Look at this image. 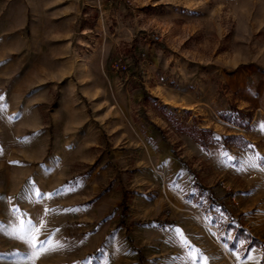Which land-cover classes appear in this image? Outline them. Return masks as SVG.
Here are the masks:
<instances>
[{"label": "rangeland", "instance_id": "obj_1", "mask_svg": "<svg viewBox=\"0 0 264 264\" xmlns=\"http://www.w3.org/2000/svg\"><path fill=\"white\" fill-rule=\"evenodd\" d=\"M74 1L57 44V0H0V144L49 147L0 159V264H31L21 221L64 245L35 264H264V0Z\"/></svg>", "mask_w": 264, "mask_h": 264}, {"label": "crops", "instance_id": "obj_2", "mask_svg": "<svg viewBox=\"0 0 264 264\" xmlns=\"http://www.w3.org/2000/svg\"><path fill=\"white\" fill-rule=\"evenodd\" d=\"M79 6L74 0H57V44L60 43V40L66 39L70 37V30L68 29V26L70 24V16L72 12L77 11ZM70 20V21H69ZM64 54V50L62 46L57 45V57L60 55ZM63 59L57 58V71L58 70H63L65 69L64 66H67L68 62H62ZM64 63V64H63ZM64 65V66H63ZM81 67H83L82 64H80ZM79 65L75 69H77V72L83 71L84 67L81 68ZM92 66V65H91ZM69 68V67H67ZM67 71V70H66ZM248 71V70H247ZM61 72V71H60ZM249 72V71H248ZM65 74V73H64ZM64 74H57V98H86L84 95L82 97H79L78 94L76 93V88H71L70 84L63 82V85L60 84L59 82L61 81L60 78ZM243 73L237 74L235 77L236 79L240 77H243ZM78 76H81V73H79ZM86 76V75H85ZM247 76V73L244 75V77ZM62 79V78H61ZM86 79H88V75L86 76ZM65 80V79H62ZM237 81V80H236ZM90 84V82L88 83ZM45 92L48 93V87L44 88ZM88 90V89H87ZM85 90V91H87ZM90 92V90H88ZM43 98H51L48 95H44ZM73 129V128H70ZM85 131H91V133H96L94 132V129L91 127H87ZM5 132V133H4ZM3 132V135L6 136L5 139L7 140L5 144L1 143L0 144V159L5 158V161L8 162L14 161L15 159H20L25 167L27 168H34L36 164H41L43 159L45 158L47 151L49 150V147L47 145L46 140L44 139V134L43 135H31V137L24 138L22 142L19 143L14 141V136L15 134L13 132H9L8 130H5ZM94 135V134H93ZM96 144L98 145V138L96 136H93L91 139H77V144L74 146L71 145L70 151L73 152L74 155L71 154L70 158L67 160H64L62 163L61 162V155L59 154L58 151L61 149L59 148V144L57 145V153L56 151L53 153V155L48 159L49 163L51 164L56 158L57 161L60 160L59 165H71L77 161H85L87 163H90L93 158H90L91 155H87L84 159H79L78 158V152L77 151H88L89 146ZM79 147V148H78ZM158 150H163V148H159ZM89 156V157H88ZM48 163H45V166H47ZM47 169V168H46Z\"/></svg>", "mask_w": 264, "mask_h": 264}, {"label": "snow or ice", "instance_id": "obj_3", "mask_svg": "<svg viewBox=\"0 0 264 264\" xmlns=\"http://www.w3.org/2000/svg\"><path fill=\"white\" fill-rule=\"evenodd\" d=\"M2 99L3 97L0 96V100ZM5 107L6 105H0V111H3ZM27 191L35 195L37 198L42 196V194L38 190H34L32 186H29ZM0 199H2V197H0ZM20 223L21 228L18 238L26 245V250L23 253V259L25 261H30L31 264H35V261L42 255L55 252L58 249L64 247V245L59 240L54 241L52 237L39 240L38 237L41 234L40 227H38L35 223H32L31 221L27 222L26 224L24 221H21ZM175 231L179 233V229H176ZM180 242L182 245L187 243L185 240H181ZM189 255L190 259L193 260V264H195V258H192L191 254Z\"/></svg>", "mask_w": 264, "mask_h": 264}, {"label": "trees", "instance_id": "obj_4", "mask_svg": "<svg viewBox=\"0 0 264 264\" xmlns=\"http://www.w3.org/2000/svg\"><path fill=\"white\" fill-rule=\"evenodd\" d=\"M235 138H236V136H229L227 139L234 140ZM242 143H245V142L242 141ZM201 145H203L202 142H201ZM193 186L195 188H199V189L202 187L197 181L194 182ZM226 227L227 228H231V229H235V231H237L239 233H242V229L241 228H235V226L232 225V224H228ZM251 240H252L253 244L256 243V245H257V241L255 239L251 238Z\"/></svg>", "mask_w": 264, "mask_h": 264}, {"label": "built area", "instance_id": "obj_5", "mask_svg": "<svg viewBox=\"0 0 264 264\" xmlns=\"http://www.w3.org/2000/svg\"><path fill=\"white\" fill-rule=\"evenodd\" d=\"M153 39H154V40H158L159 37H158V36H154Z\"/></svg>", "mask_w": 264, "mask_h": 264}]
</instances>
